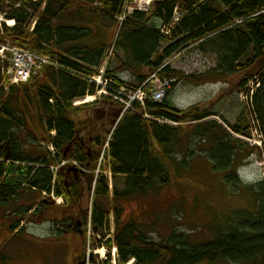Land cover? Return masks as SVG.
Returning a JSON list of instances; mask_svg holds the SVG:
<instances>
[{
    "label": "trees",
    "instance_id": "1",
    "mask_svg": "<svg viewBox=\"0 0 264 264\" xmlns=\"http://www.w3.org/2000/svg\"><path fill=\"white\" fill-rule=\"evenodd\" d=\"M128 1L0 0V16L14 23L12 28L2 25L0 41L48 56L64 69L46 67L26 85L12 86L8 93L0 89V144L10 141L13 146L10 162L0 161V180L8 185L0 186V201H7L8 191L14 201L25 191L67 201L70 181L61 174H81L73 165L77 164L89 172L90 189L95 184L86 225L104 239L110 260L105 264H111L114 249L118 264H264V181L240 189L238 175L249 158L264 156V140L261 148H250L235 139L250 138L246 123L227 122L225 128L208 121L217 117L209 109L179 110L172 105V91L162 103L148 99L144 107L134 102L127 109L104 97L101 102L111 117L100 137L99 131L91 135L90 126L80 119L82 110L73 106L96 95L97 87L89 79L99 76L102 68L103 77L113 81L109 92L124 100L154 75L176 81L173 88L178 83L229 87L228 81L238 78L243 95L250 94V82L259 85L248 98L264 137V0H155L146 14L136 12L121 21ZM176 9L183 17L173 24ZM114 29V40L108 42ZM110 50L112 58L104 65ZM185 51L214 58L215 69L198 76L174 70L169 62ZM6 67L0 59V87ZM122 74L131 83L123 81ZM123 86L126 94L120 93ZM146 92L150 98L153 89ZM189 124L194 126L188 133L194 147L189 145L185 152L178 142L183 126ZM24 129L26 136L20 139ZM89 133L92 146L77 145ZM103 151L111 182L103 174L107 165L99 163ZM201 155L215 173H223L229 184L247 193V210L223 214V223L211 228L213 237L195 244L189 234L177 231L167 242L155 241L149 225L122 220L123 200L159 196L168 177L180 178L187 164ZM62 163L67 165L52 170Z\"/></svg>",
    "mask_w": 264,
    "mask_h": 264
},
{
    "label": "rangeland",
    "instance_id": "2",
    "mask_svg": "<svg viewBox=\"0 0 264 264\" xmlns=\"http://www.w3.org/2000/svg\"><path fill=\"white\" fill-rule=\"evenodd\" d=\"M2 17L0 16L1 27L7 22ZM6 26L8 25L6 24ZM115 32L114 29L108 35V42H113ZM1 43V46H12L10 42L3 41ZM112 55L113 50H110L104 65H107ZM169 63L174 70L187 76L202 75L216 67L214 58L187 51L177 55ZM116 67L117 64L114 63V68ZM119 77L123 81L131 83L127 74H122ZM5 80L2 82L3 87H0V89H4L8 93L11 83L8 82L7 75ZM160 81L162 80L157 78V81L153 82V87L157 88ZM167 81L171 82L173 80ZM228 82L229 87L224 83L203 84L201 86H188L178 83L171 92L172 105L179 110H187L194 106L209 109L217 117L208 121H216L225 128H227V122L230 124L246 123L245 125L250 130V138L234 136L235 139L238 138L250 148L259 147L262 145L264 137L258 128V120L254 114L250 98L243 95L245 92H241V84L238 83V78L231 79ZM251 88H258L254 81L247 85L248 90ZM250 92H255V90H250ZM89 97L90 100L84 99L86 101L80 102L81 106L78 105L77 108H73L82 110L80 111V119L87 123L90 121L88 115L92 116L95 114L96 122L99 124L107 114V108L101 102L106 96L102 95L101 98L98 95L94 96L95 98L93 96ZM92 97L93 99H91ZM107 98L115 100L110 96H107ZM127 103L125 102V104ZM92 124L94 123L92 122ZM192 125L183 126L184 133L180 137L182 141L178 142V145L182 146L185 152L191 145L188 133L194 128ZM26 132L27 130H22L20 139L26 136ZM100 132L99 136L103 137L102 133L105 135V129H101ZM193 145L191 147H194ZM22 146H25V144L22 143ZM41 147L48 151L46 145H41ZM104 154L103 151L101 156H104ZM100 164L103 167L107 165L106 172L103 174L111 181L108 161L105 157L101 158ZM74 167L78 173H81L79 176L83 178V181L87 182V174L89 172L84 171L77 165H74ZM96 174L98 175L99 171ZM238 175L243 182L240 189H243L245 185H255L263 182L264 156H252L249 158L245 166L240 168ZM168 178H170V181L162 189L159 196L148 195L142 198H130L123 200L119 206L123 211L122 220L124 222L149 225L148 233L155 241L167 242L176 231L189 234L190 243L195 244L206 241L213 237L211 230L213 225L223 223L221 220L223 214L233 210H247L248 208L247 193L240 192L239 188L229 184L223 173H215L212 164L205 155H201L193 162L187 164L186 169L180 172V178H174L172 175ZM94 185L91 189L89 185L88 187L86 185V191L81 202V208L84 211H91ZM29 193V195L26 194L24 197L21 196L17 204L28 203L34 208L36 206L39 207L46 200L44 202L45 215L39 222L38 216L34 217L32 216L33 213L29 214L32 216L33 222L27 229V233L7 232V235H5V233L1 234L0 232V264H90L93 260L96 264H105L110 261L108 260V251L106 247H103L105 243L103 237L97 235L89 224L83 225L81 228L82 232H79L80 236L78 238L77 236H71V238L70 234H65L69 229H65L62 225L60 227L55 225V222L61 219L60 215L63 212L61 201L55 202L52 197L41 196L36 192L29 191ZM14 205L0 210V223L8 220L16 221L19 218L16 213L13 214L11 212L17 209ZM106 207L111 211L109 204ZM250 210H252L251 205ZM9 212L11 214L8 216ZM56 217L57 220L55 219ZM26 220L28 221V219ZM110 221L113 222L112 218H110ZM69 231L72 232V230ZM6 237L9 238V244L4 242ZM94 242H96V247L93 246ZM111 259V264H118V256L114 250L112 251ZM129 264H134V261Z\"/></svg>",
    "mask_w": 264,
    "mask_h": 264
},
{
    "label": "flooded vegetation",
    "instance_id": "3",
    "mask_svg": "<svg viewBox=\"0 0 264 264\" xmlns=\"http://www.w3.org/2000/svg\"><path fill=\"white\" fill-rule=\"evenodd\" d=\"M107 112V111H106ZM110 117L111 115H109L108 113L105 115L104 120H101L100 123L98 124L96 122V116L95 114L88 115L89 118V122L87 123L88 126H90L91 129V135H94V132H98L101 133V129H105V127L107 125H109L110 123ZM92 122L94 124H92ZM96 122V123H95ZM96 125V127H95ZM96 129V130H95ZM93 131V133H92ZM95 137V136H94ZM94 140L93 136L91 137L90 134H88L87 136L84 137L83 141L82 140H78L77 141V145H82V146H92V141ZM10 146V151H11V157L13 155V146L12 143L10 141L4 142L2 144H0V161L4 162V163H8L5 161V156L7 154V146ZM11 159V158H10ZM64 178L66 176L69 177V183H67V188H68V200L65 201L64 199H61V205H62V209L63 212L61 213V219L58 221L57 217L55 218L57 220V222H55V225L57 227H60L61 225L65 228V229H69L72 230V232H70L69 230L65 232V234H70L71 236H77V238L80 236L79 232L81 231V228L83 227V225H86V219L88 218L86 215V211H84V209L81 208V202L83 201V197H84V193L86 191V185L88 187V182H84L83 178H81L79 176V174H72V173H68V172H63L61 174ZM88 181V179H87ZM4 180H0V186H8L7 184H4ZM9 191L6 193L7 195V201H0V210L7 208L9 206H16L17 209L16 211H11L13 214L16 213L18 215L19 218H17L16 221H3L0 223V232L1 234L7 235V232L10 233H18L21 234L22 232L27 233V229L32 225V216H38L39 218V222H41V220L43 219L44 215H45V206H44V202L41 203L38 206L32 208V206L30 204H23V205H18L17 203L19 202L20 197H24L26 194L29 195V192H20V194L18 195V197L16 198V200L14 201V196H12V199L9 197ZM3 199V198H2ZM9 199V200H8ZM56 199V198H55ZM57 200V199H56ZM52 204V203H51ZM65 206V207H63ZM33 213L32 216H30ZM11 213H8V216ZM30 214V215H29ZM25 219V220H24ZM28 219V221L26 220ZM72 238V237H71ZM9 238H5L4 242L9 244ZM81 259V258H80ZM79 260V258H78Z\"/></svg>",
    "mask_w": 264,
    "mask_h": 264
},
{
    "label": "built area",
    "instance_id": "4",
    "mask_svg": "<svg viewBox=\"0 0 264 264\" xmlns=\"http://www.w3.org/2000/svg\"><path fill=\"white\" fill-rule=\"evenodd\" d=\"M154 1L155 0H134V5L129 9L128 13H146ZM181 18L182 15L177 14L176 17H174L175 22H179ZM0 57L3 60H8L9 65L5 74L11 85L25 84L33 77L39 75L46 67H57L58 65V62L50 57L10 46L0 45ZM90 81H93V79ZM170 85L171 82L161 81L156 91L153 93V97H155L157 101H161L163 97L166 96L167 91L170 90ZM146 87L147 86H144L136 92L127 93V91H125V93L129 94V96H127V108H129L132 103L137 102L139 97L143 98L146 95ZM120 100L123 102L122 99Z\"/></svg>",
    "mask_w": 264,
    "mask_h": 264
},
{
    "label": "bare ground",
    "instance_id": "5",
    "mask_svg": "<svg viewBox=\"0 0 264 264\" xmlns=\"http://www.w3.org/2000/svg\"><path fill=\"white\" fill-rule=\"evenodd\" d=\"M32 1H34V2H38L39 0H32ZM128 4H127V6H126V9H125V12L123 13L122 12V16H121V18L119 19V20H121V21H123V20H126V19H128V18H130L131 16H133L136 12H134V13H132V14H129L128 13V11H129V9L134 5V0H129L128 2H127ZM156 3V2H155ZM146 14V13H145ZM177 14H180V15H182V17H183V14L178 10V9H176V11H175V13H174V17H176V15ZM176 22H175V19H174V21H173V24H175ZM7 24H8V26H10V27H13L14 26V23L13 22H7ZM32 29H33V27H32ZM167 34V33H166ZM55 69H57V70H64L63 68H60L59 66L58 67H55ZM102 71H104V68H102L101 70H100V72H101V74H99V76H97V77H94V79H93V81H91L90 83L91 84H93V85H95L96 87H97V91H96V94H98V96H100V98H101V96L102 95H104V96H110V97H112V98H114V99H116V97H117V95L116 94H111L110 92H109V90H108V86H112L111 84H113V81H110V80H108V79H105L104 77H103V75L105 74L104 72L102 73ZM90 80V79H89ZM157 81V78H156V76L154 75V76H152L150 79H148V81L143 85V86H148L149 88H151V89H153V92H155L156 91V89H154L153 88V82H155V81ZM176 83V81L175 82H172L171 83V88H170V90L169 91H172V89H173V85ZM142 86V87H143ZM127 87V86H126ZM141 87V88H142ZM140 88V89H141ZM139 89V90H140ZM125 88H124V86L123 87H120V93H125ZM169 91H167V93L169 92ZM126 94V93H125ZM127 96H129V94H126ZM166 96H167V94H166ZM166 96L165 97H163V99L161 100V101H157L156 100V98L155 97H153V93H152V95H151V97L149 98V97H146V95L143 97V98H138L137 99V102L140 104V105H142L143 107H144V105H145V103H146V101L148 100V99H150L152 102H157V103H162L165 99H166ZM247 98H248V96H253V92H250V94L249 95H245ZM90 100V99H89ZM88 102V101H87ZM81 103H79L78 105H80ZM78 105H73L74 107H77ZM117 125H118V123H116L115 124V127H114V130H115V128L117 127ZM54 136V135H53ZM109 140H110V138H109ZM109 140H108V142H109ZM50 151H52L53 153H54V149L53 148H50ZM74 165H77V164H74ZM63 166H65V163H62V165L60 166V167H57V168H52V170L54 171V172H56V171H58L59 170V168H62ZM78 166V165H77ZM100 166V165H99ZM98 166V167H99ZM79 167V166H78ZM77 167V168H78ZM99 175V174H98ZM112 180V179H111Z\"/></svg>",
    "mask_w": 264,
    "mask_h": 264
},
{
    "label": "water",
    "instance_id": "6",
    "mask_svg": "<svg viewBox=\"0 0 264 264\" xmlns=\"http://www.w3.org/2000/svg\"><path fill=\"white\" fill-rule=\"evenodd\" d=\"M7 154H6V156H5V161L6 162H9V160H10V158H11V151H10V146H9V144H8V146H7Z\"/></svg>",
    "mask_w": 264,
    "mask_h": 264
},
{
    "label": "crops",
    "instance_id": "7",
    "mask_svg": "<svg viewBox=\"0 0 264 264\" xmlns=\"http://www.w3.org/2000/svg\"><path fill=\"white\" fill-rule=\"evenodd\" d=\"M54 135V134H53Z\"/></svg>",
    "mask_w": 264,
    "mask_h": 264
}]
</instances>
